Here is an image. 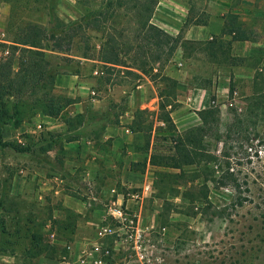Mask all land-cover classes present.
<instances>
[{"label": "rangeland", "instance_id": "rangeland-1", "mask_svg": "<svg viewBox=\"0 0 264 264\" xmlns=\"http://www.w3.org/2000/svg\"><path fill=\"white\" fill-rule=\"evenodd\" d=\"M105 1L0 0V63L12 57L9 47L3 43L24 38L28 24H37L46 30L44 33L50 41L44 43L48 49L57 40L53 33L65 31L59 36L65 50L71 36L65 26L80 21L89 12L106 10ZM160 1L173 11L188 8L189 18L194 23L207 21L215 12L222 18L229 13L236 14L255 34L254 41L233 46L234 56L246 58L242 66H217L200 52H187L182 60L176 54L165 66L164 74L179 78L178 99L183 101L189 89L206 87L210 80L212 87L208 90L213 98L215 84L218 86L226 77L229 80L228 96L216 99L214 104L219 109V125L206 135L200 161L182 171L146 168L145 161L149 156L145 154L137 162V169L143 175L137 181L138 185L114 183L112 186H118L113 191L111 186L107 187L112 184L108 181L105 194L96 200L93 198H97L99 192L87 185L88 182L74 178L72 181L80 194L68 193L91 203L87 206L88 213L83 216L64 208L60 201L62 195L42 189L43 180H51L55 189L58 188L59 183L54 178L62 174L58 173L60 170L50 171L59 169L54 162L56 153L65 145L63 137L68 139L66 130L84 127L87 118H95L100 125L105 118L121 125V116L130 118L137 110H145L148 118L145 125H153V142L157 143L158 152L167 154L171 147L170 141H166L167 134L156 120L158 93L162 87L160 80L153 76V82L148 83L152 91L149 106L130 113L127 96L116 101L113 87L120 81L133 88L147 80L138 82L124 75L122 69L109 70L94 62L100 60L104 35L95 29H86L87 35L83 33L68 53L46 50L50 63L39 70L38 76L44 77L43 83L31 84L34 95L26 93L12 97L4 91L7 82H3L0 93V264H82L81 256L92 251L98 243L111 251L106 259L108 264H264V110L259 111L262 116L258 114V118L250 116L248 110L256 73L254 68L259 59L264 62V0H159L158 5ZM120 12L126 19L122 21L119 16L115 27L118 28L120 21L124 22L125 31L117 33L124 32L129 40H133L136 34L129 23L131 14ZM10 19L13 28L8 27ZM83 54H89L90 59L80 57ZM182 61L181 66L179 62ZM96 69L104 73L94 77L92 88L96 94L91 98L101 99L109 92L104 104L98 103L96 113L88 109L87 115H70L74 106H69L62 117L54 118L60 123L66 121V127L49 130L50 124L40 114L42 99L61 97L64 102L69 98L63 90L50 92L49 75L56 80L58 74L78 72L82 78H91ZM18 70L17 59H14L12 72ZM16 86L10 92H20ZM85 100H88L87 96ZM15 104L22 112L20 116H13ZM186 105L187 108L174 111L173 119L180 134L201 124L198 112L203 106ZM184 115L189 118V124L182 127ZM143 144L141 136L134 151L142 153ZM50 165L56 168H50ZM20 169L27 171L24 177L28 189L24 195L14 196L11 182ZM145 181L150 189H145ZM38 192L43 193V199L37 196ZM122 193L124 197L119 196ZM119 197L124 200V208L133 220V224H128L133 228L125 227L100 239L99 228L118 227L111 216V208ZM137 227L143 234V243L141 248L135 249L129 237Z\"/></svg>", "mask_w": 264, "mask_h": 264}, {"label": "trees", "instance_id": "trees-1", "mask_svg": "<svg viewBox=\"0 0 264 264\" xmlns=\"http://www.w3.org/2000/svg\"><path fill=\"white\" fill-rule=\"evenodd\" d=\"M158 2L159 0H106L104 2L107 6L106 10L89 12L80 21L65 26L66 32L71 34L65 50L63 48L65 45L63 43L62 45L61 38L59 39V36L63 35L65 31L59 32L60 34L58 32L53 33L52 36L57 40L54 41L52 48L48 49L49 46L44 43V41H50L44 33L46 30L37 24H28L26 26L28 32L24 38L13 41L5 40L9 43H3L5 47H9V55L11 54L12 57H8L6 62L0 63V93L3 82H7L3 88H7L4 91L9 92L12 97L17 94L24 96L26 93L34 95L35 89L30 90L31 84L43 83L42 78L44 77L38 76L39 70L50 63L46 50L68 53L77 43V39L84 35L86 29H95L104 35V40L100 45L99 61L105 67L117 71L122 69L124 75L130 76L138 82L144 79L143 76L152 81L154 76V78L160 80L162 85L158 93L159 113L156 120L162 125L160 129L167 134L166 141L171 143L168 153L158 152L157 143L153 142V139H155L152 132L153 125H145L148 121L145 110L136 111L134 121L130 126L133 132L141 134L142 139H144L141 151L149 156L145 162L150 161V165L153 167L180 171L185 167L196 165L203 156L201 152L203 148L205 149L204 139L206 135L219 125V109L214 105H210L201 110L198 113L201 124L180 134L172 118V112L181 105L178 102L179 81L164 74L165 66L171 62L180 49L184 53V58L187 52H200L206 60L214 65L242 66L246 58L236 57L232 54L233 44L239 41H254L255 34L244 26L238 15L229 13L224 16L222 36L216 40H186L184 38L185 29L193 24L207 25V21L194 23L189 17L182 32L178 36H173L152 23ZM120 11L131 14L129 23L136 34L133 40H129L124 32H118L119 35H117V31H125L123 30L124 22L120 21L118 28L115 27L119 16H121L122 21H124V18L126 19V15H123ZM133 22L134 24H132ZM13 26L10 19L8 27L13 28ZM224 36H229L230 39H225ZM122 51H124L123 54ZM88 55L83 54L80 57L90 59ZM125 55L130 58L124 59ZM14 59H17L18 62L19 70L16 73L12 72ZM262 62L263 60L259 59V63L254 68L256 73L253 80V93L249 101L250 106H248L250 116L256 118L259 117L258 114L262 116L259 111L264 110V62ZM49 77L52 81L49 87L51 92L55 89V78L53 75H49ZM108 80L110 81V79ZM16 84V88H19L20 92H10ZM116 84L124 85L125 83L119 81ZM211 87L212 81L210 80L204 88L209 89ZM62 99L61 97H51L45 101V98H43L40 114L52 118L62 117L64 109L76 103V100L71 98H65L64 102H62ZM212 101H215V97ZM13 108V116H20L22 112L18 110V106L15 104ZM170 134L171 136H169ZM175 134L176 136H174ZM137 166L138 163L132 165L134 168H137Z\"/></svg>", "mask_w": 264, "mask_h": 264}, {"label": "crops", "instance_id": "crops-1", "mask_svg": "<svg viewBox=\"0 0 264 264\" xmlns=\"http://www.w3.org/2000/svg\"><path fill=\"white\" fill-rule=\"evenodd\" d=\"M179 15L180 17L178 18ZM188 17V8L185 7L182 11L176 9L173 11V9H169L165 3L160 1L153 16L152 23L167 33L173 36H178L182 32ZM223 26L224 17L222 18L220 14L215 12V14H212L210 19L207 20V25L193 24L189 28L185 29L184 38L191 41L216 40L222 36ZM224 38L230 39L229 36H224ZM247 42H235L233 46ZM177 57H180L178 59L181 60L184 57V53L181 49L177 52ZM94 62H98L104 66V64L100 61ZM183 63V61L179 62L181 66ZM102 73L104 72H100L99 69L94 70L91 77L92 79L82 78L78 72L57 75L55 80V89L65 91L69 98L76 100V103L73 104L74 109L70 111V113H72L70 115H85L88 109H93L94 113H96L95 109L98 103H103L107 100L109 92L101 99L91 98V95L96 94V91L92 88V81L94 77L99 76ZM143 77L147 80V82L137 85L136 87L131 88L126 85H116L113 87V92L115 93L114 98L116 101H121L122 97L127 96V104L130 109V113L133 110L149 106V95H152L149 84H151L152 81L146 76ZM175 79L179 81L178 77H175ZM229 89L230 85L227 77L224 78V82H220L218 86L215 84L213 92L215 94V101H212L211 104V99H214V97L211 98L210 96L211 91L204 87L189 89L187 97L184 98L185 101L178 99V102L181 104L178 108L185 109L187 108L186 103H196L202 105L203 109H205L210 105H214L216 99L220 100L221 97L226 98L228 96ZM85 96H87L88 100H85ZM196 100H198V102ZM174 111L172 112V118H174ZM43 117L45 122L50 124L48 127L49 130H52L55 127H66L67 125L66 121L60 123L52 117L45 115H43ZM134 118L135 117H133V115L130 118L121 116V125H115L107 118H105L103 124L100 125L95 118H87L83 123L84 127L81 126L75 131L66 130L65 133L67 134L68 139L63 137L62 141L65 145L59 152L56 153L57 158L54 161L56 162V167H59V169L50 170L51 172L60 170L58 173L62 174L63 177L58 175L54 178V180L59 183V186L56 189L53 184H51V180H43L42 182H44L45 185L42 186V189H50L54 195H62V200L60 199L62 206L66 209L74 211V213L80 216H83L88 213L87 206H90L91 203L77 197V195L80 194V190L79 188H76V183L72 181L74 178L79 177L81 180L88 182L87 185L99 192V195L96 196L97 198H93V200L101 198L103 193L105 194L107 187L111 186V189L116 191L118 184L112 186L114 183L120 182L124 186L138 185L139 183L137 181H140L143 176L141 173L142 171L132 167V165L136 164L139 161V158L141 156H145V154L136 153L134 151V148L139 144L141 139V135L139 133L133 132L130 129V125H132ZM188 119L187 115H184L182 117L184 123L180 126L183 127L188 125ZM174 122L176 123V121ZM83 128H85V130H83ZM178 128L180 127L178 126ZM57 137L58 136H56V138ZM53 146L55 149V145ZM54 167L55 165H50V168ZM147 167H151L150 161L147 162L146 168ZM40 169L41 167L37 170ZM26 172L27 171L25 169H20L14 174L11 182L12 195L22 196L26 193L28 189L27 179L24 177ZM108 181H111L112 184H109L106 187L105 183ZM63 183L64 186L61 187V184ZM143 185L147 186V182L145 181ZM70 187L75 190H72ZM68 192L75 193L77 195H73ZM42 194L38 192L37 196H39L40 199H43ZM119 196L124 197L123 193ZM79 246L83 248L82 242H79Z\"/></svg>", "mask_w": 264, "mask_h": 264}, {"label": "built area", "instance_id": "built-area-1", "mask_svg": "<svg viewBox=\"0 0 264 264\" xmlns=\"http://www.w3.org/2000/svg\"><path fill=\"white\" fill-rule=\"evenodd\" d=\"M39 128H41V126H39ZM145 189H150V187L147 186ZM111 216L118 223V227L113 228L104 226L99 228L98 234L101 237L100 239L105 238L108 235H113L117 231H122L125 227L133 228L128 224V222L130 224H133V220L129 218V214L124 208L123 198L120 199L119 197L117 199V203H115L113 208H111ZM129 238L130 240H133L135 249L141 248L143 243V234L138 227L135 229V231L133 230ZM110 255L111 251L108 248H104V245L102 243H98L92 251L85 252L83 256H81V262L82 264H108V261L106 259L109 258Z\"/></svg>", "mask_w": 264, "mask_h": 264}]
</instances>
